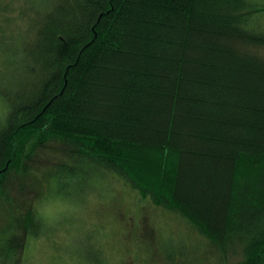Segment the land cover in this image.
I'll use <instances>...</instances> for the list:
<instances>
[{
    "label": "trees",
    "instance_id": "16d2710c",
    "mask_svg": "<svg viewBox=\"0 0 264 264\" xmlns=\"http://www.w3.org/2000/svg\"><path fill=\"white\" fill-rule=\"evenodd\" d=\"M5 6L1 261L26 264L42 203L86 199L112 176L201 239L157 257L264 264V0Z\"/></svg>",
    "mask_w": 264,
    "mask_h": 264
},
{
    "label": "rangeland",
    "instance_id": "374dc122",
    "mask_svg": "<svg viewBox=\"0 0 264 264\" xmlns=\"http://www.w3.org/2000/svg\"><path fill=\"white\" fill-rule=\"evenodd\" d=\"M6 3L14 16L27 7V0H0V16L7 14ZM100 181L97 185L102 189L86 199L76 198L74 203L75 197L58 196L41 204L48 217L41 237L29 239L26 264H174L162 254L157 257L158 252L167 247L166 257L170 254L172 259H178L184 248L189 249L183 240L201 241L182 219L142 203L116 178L104 176ZM45 212L41 215L45 216ZM2 222L0 219V227ZM7 225L0 228V237L8 235L4 231ZM88 231L93 234L90 242L94 252L87 248ZM154 257L156 260L151 259ZM241 258L230 257L229 264ZM219 259L221 256L211 254L200 261L193 260V264H223ZM0 264L6 263L0 260Z\"/></svg>",
    "mask_w": 264,
    "mask_h": 264
}]
</instances>
